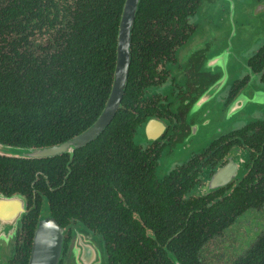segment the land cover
<instances>
[{
	"label": "trees",
	"instance_id": "trees-1",
	"mask_svg": "<svg viewBox=\"0 0 264 264\" xmlns=\"http://www.w3.org/2000/svg\"><path fill=\"white\" fill-rule=\"evenodd\" d=\"M123 1L0 0L1 144L48 147L93 123L111 86ZM188 1L139 0L120 107L93 141L72 155L0 156V193L29 199L21 221L26 229L43 202L58 225L83 226L99 236L106 264H264V229L225 263L204 255L211 240L264 201V131L248 143L258 153L251 172L222 200L184 198L181 187L163 188L134 145L140 117L128 108L136 97L129 83L145 56L156 55L152 49L145 55L139 40L157 45L163 27L190 13Z\"/></svg>",
	"mask_w": 264,
	"mask_h": 264
},
{
	"label": "flooded vegetation",
	"instance_id": "flooded-vegetation-1",
	"mask_svg": "<svg viewBox=\"0 0 264 264\" xmlns=\"http://www.w3.org/2000/svg\"><path fill=\"white\" fill-rule=\"evenodd\" d=\"M188 4L190 13L182 22L163 27L157 45L149 38L139 40L145 55L151 49L156 55L145 56L129 83L135 86L136 97L129 99L128 108L140 117L134 145L151 162L154 180L163 188L181 187L184 198L218 195L222 200L251 172L252 159L258 156L252 145L264 131V0H189ZM229 167L234 177L221 184ZM21 195L26 199L25 215L29 199ZM260 215L264 201L222 234L240 225L251 233L249 245L264 229V223L259 226ZM31 217L35 221L28 229L20 220L7 264L24 260L27 264L42 218L52 219L61 231L57 264L70 260L79 264L84 249L98 248L106 264L103 242L96 234L83 226L58 225L43 202Z\"/></svg>",
	"mask_w": 264,
	"mask_h": 264
},
{
	"label": "water",
	"instance_id": "water-1",
	"mask_svg": "<svg viewBox=\"0 0 264 264\" xmlns=\"http://www.w3.org/2000/svg\"><path fill=\"white\" fill-rule=\"evenodd\" d=\"M139 0H124L116 35L115 61L111 86L102 110L93 123L78 135L56 145L42 148H23L0 143V156L15 159H46L61 154L72 155L73 151L93 141L110 123L120 107L130 62V31L137 12ZM232 167L227 170L221 184L234 177ZM231 169V171H229ZM225 172V171H224ZM224 175V174H223ZM26 210V199L21 194L0 193V264H7L13 251L15 233ZM60 228L52 219L42 218L37 222L27 264H57L61 242ZM86 244V243H83ZM81 246V247H85ZM79 264H97V251L85 250ZM90 255L91 260H86Z\"/></svg>",
	"mask_w": 264,
	"mask_h": 264
},
{
	"label": "rangeland",
	"instance_id": "rangeland-1",
	"mask_svg": "<svg viewBox=\"0 0 264 264\" xmlns=\"http://www.w3.org/2000/svg\"><path fill=\"white\" fill-rule=\"evenodd\" d=\"M261 36L259 35V38ZM258 37L256 36L255 39ZM253 42V41H252ZM264 102V99H262ZM259 104V103H256ZM264 221V215H260L259 222ZM252 231V229H250ZM251 236V233H245V230L242 226H238L236 229H232L227 234L222 235L216 242H213L206 246L204 250V255L207 259L215 261L214 258H218L216 262L225 263L227 260H231L233 257L238 255L244 248L248 240V237ZM223 241V242H222ZM98 254V263L104 264L103 258L100 254V249H96ZM72 263V260L69 261V264Z\"/></svg>",
	"mask_w": 264,
	"mask_h": 264
}]
</instances>
